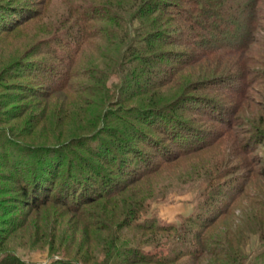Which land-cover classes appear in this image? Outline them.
Here are the masks:
<instances>
[{"label":"rangeland","instance_id":"374dc122","mask_svg":"<svg viewBox=\"0 0 264 264\" xmlns=\"http://www.w3.org/2000/svg\"><path fill=\"white\" fill-rule=\"evenodd\" d=\"M186 1L0 0V264H166V259L172 260L168 264L262 262L264 205L254 200L246 203L242 195L216 227L203 232V239H217L210 245L215 254L204 248L197 255L203 241L183 243L173 236L176 228L194 230L186 220L219 185L226 184L227 193L229 185L244 180L259 181L264 188V178L255 173L264 170V0H256L252 15L223 16L220 28L225 39L244 31L250 18L252 37L247 48L234 53L225 45L210 55L200 53L204 45L195 48V44L181 46L175 41L187 33L194 36L196 32V41L208 34L201 26L182 22V13L179 18L176 13L165 14L177 11ZM144 5L147 9L157 5L158 10L136 18L134 13ZM94 16L98 21L88 20ZM85 20L91 24L89 42L80 49L76 63L67 66L62 55L73 57L84 39L78 28L84 29ZM127 23L133 44L141 43L138 28L145 25L154 27V35L161 33L163 41L155 40L154 45L166 67L181 65L184 56H198L179 66L169 86L144 94L139 70L134 68L142 62L121 58L120 41ZM49 71L67 72L57 79L65 86L52 89L45 79ZM155 101L172 105L153 113L143 111ZM173 135L181 145L187 141L185 147L199 149L164 162L167 151L181 147L168 144ZM251 136L252 147H239L241 138L246 143ZM31 142L56 151L42 154L45 161L59 155L64 158L62 168L69 163L79 167L77 177L84 186L115 183L126 188L106 198H87L82 209L78 208L80 200L71 205L65 199L63 203L69 206L59 204L56 190L50 193L54 200L35 209L27 207V199L14 182L16 174L1 156L11 150L19 153L15 147ZM18 157L23 160L22 155ZM139 159L156 167L142 180L128 184L117 167L142 163ZM29 181L32 190L35 180ZM66 184L70 186L65 178ZM71 185L72 193L75 186ZM227 197H223L225 202ZM134 223L175 229L154 232ZM139 249L152 255L154 262L136 261ZM181 250L187 254L175 259Z\"/></svg>","mask_w":264,"mask_h":264},{"label":"trees","instance_id":"16d2710c","mask_svg":"<svg viewBox=\"0 0 264 264\" xmlns=\"http://www.w3.org/2000/svg\"><path fill=\"white\" fill-rule=\"evenodd\" d=\"M255 2L256 0H233V1L231 0H216V1L214 0H187L185 5H183V7L179 6L180 9L177 8V11L171 12V13L166 11L165 14L171 15L173 13H176L177 18H179L178 14L182 13L183 14L181 17L183 19L182 22L186 23V25H187V21H190V24L192 22L193 24L197 26H201V28H203L205 32L208 31L207 36H203L199 41L195 40L196 39L195 37L197 36L196 32L194 36H190L189 33H187L186 36H183V40H180V41L175 40L176 42H180L178 44H180L181 46H191L192 44H195V48H197L196 45H198L199 47V45L201 44V46L204 45V47L201 48L200 53L203 52L202 55H208V54L210 55V53L212 54L215 53L214 50L224 47L226 45L228 47H231L234 53H237V52L242 51L244 48H247V46L249 45V42L251 41L252 35L250 31V26H248L247 24L250 18H248L249 20L246 22L245 29L243 28L244 31L239 30L236 33H230L228 36V39H225L226 36H224L225 34L223 33V30H221L220 28L224 20L223 16L230 15L231 13L234 15L237 14V16H242V14H245V13H248V14L250 13V15H252L254 13V10H256V7H257V4ZM145 6L146 5L142 7H138V11L134 13L135 14L134 16H136V18L138 17L144 18L146 16H149L150 14L156 13L158 10L157 5H155V8H148V9ZM165 6L167 7V4ZM171 6H174V5L171 4ZM218 6L220 7L219 9L216 8ZM166 7H164L163 10H165ZM231 8L233 9L232 12H231L232 10ZM89 13L92 14L91 11ZM94 19H96L95 16L92 17V19H88V20H94ZM88 20H85L86 24H85L84 29L81 27L78 28V30H80L79 35L84 34L83 35L84 39H82L79 42L78 44L79 47H76L77 50L74 51L73 57H71L68 53H66V55H62V58L64 60H67L66 62L67 66L72 67V65L76 63L78 59V55L82 50L81 48L89 42L90 32H91V30L89 29L91 27V24L88 25L87 23ZM96 20L98 21V19ZM141 22H142V19H141ZM186 25L182 24L181 26L187 27ZM81 26L83 27V25ZM153 28L154 27H152L150 24L145 25L143 29L139 30L138 28L137 37L141 36L140 37L141 43L137 45V44L132 43L133 41L129 33L130 24L127 23L124 29L126 33L125 38L122 41H120L121 43L123 42L121 58H124V59L132 58L133 60L137 59L142 62L140 63L138 67H134V68L135 70L136 68L137 70H139L138 78L142 82V85L140 84V86L141 88H143V90H145L144 94H153L154 91H159L161 88L169 86V84H171L174 81L176 74L180 72L181 68L179 66H182L183 62H185L189 58L194 57V56L195 58H197L198 56L197 53H195V55L191 57L184 56L183 57L184 59L181 60V65L179 66L176 65L175 67L173 66L172 68L166 67V65L161 61L162 56L155 51V45H154L156 41L158 43H160V41H163L162 35L161 33L156 34V35H154V33H151V31L154 30ZM218 31L219 32L221 31V33H217ZM110 33L111 35L113 34L112 31H110ZM120 60L118 64L121 65ZM51 70H54V69L51 68ZM49 72H51L50 75L47 78H45L48 80L47 83L49 84V86L51 87L53 85V87H51L52 89L62 88L65 83H61L59 80L67 72L64 71L63 73L61 72L59 74H54L52 73V71H49ZM122 72H124V75H127V76L132 75L131 73H126L128 71H122ZM122 72H118V73L121 74ZM72 74H73L72 71L69 72L67 78L71 77ZM171 105L162 104V102L155 101L150 106V109L148 108V110H143V111L153 113L158 110H162L164 108H169V106ZM248 139L249 140L246 143H244V140L241 138L240 140L241 144L239 143V147H245V144L247 148L252 147V145L254 144L252 143L253 141L252 136ZM259 139H258V142H260ZM167 141H170V143L168 144H173V146L175 145L176 147L181 146L180 148H182V151H179L180 148L175 149V150L173 149L172 151H167L164 155L166 157L163 158L164 162H172L176 158H179L178 156L189 154L199 149V146L185 147V146H189L188 145L189 143L187 141L183 142L184 145H181V143L178 142L177 138L174 137V135L172 137V140H167ZM189 141L193 142V140H190V139ZM85 142L88 143L90 141L87 140ZM183 147H185L184 150H183ZM15 148H16L15 151H19V153L13 152L14 150H11L8 153H3V156L5 157L1 156V158H4L2 162H6L5 166L8 168L11 167L13 169V172L16 174V177L14 178L15 179L14 182L15 184L16 183L18 184L17 185V187H19L18 189L22 190V196L24 200L27 199L26 200L27 207L31 206V208L35 209V208H38V207H41L47 204V202H49L51 199L54 200L55 196L50 197V193L52 192V190H54V192L56 190V193L54 194L56 195V197H58L57 199L58 202L61 200L59 204L64 205V206L65 205L69 206L68 204L63 203L65 202L64 201L65 199L66 200L69 199L72 202V203L70 202L71 205L76 204L75 201L80 200L81 204H79L78 208L82 209V207H84L82 204L87 202L86 200L87 198H89V200L92 199L91 201L96 200L98 198L99 199L106 198L108 196H113L118 193H121L126 188L125 185H119V184L115 185V183H112V185H109V186L95 188V187H92V185L89 184L91 182H89L88 184L84 186L83 181H81V179L77 177V174H79V171H81L79 167L77 166L72 167L71 164L69 163V165H67L65 168H62L64 158H62L59 155L49 156L53 160H50V161L44 160L45 158H44V155L42 154L44 153L47 154V151L48 152L53 151V153L56 152L55 150H51L53 148L51 146L32 144L31 142L27 144L21 143L20 148H17V147ZM19 154L22 155L23 160H19V157H18L20 156ZM254 160H257V158H255ZM141 161L142 163L136 162L135 164L136 167L135 165L134 166L123 165V166H120L121 169L117 167V169L119 170L120 173L123 174V176H127L126 178H128L129 180L128 184H132L136 181L142 180L145 176H147L148 174L154 171L156 165L153 166L151 165V163L145 162L143 160ZM139 164H141L140 169L138 168ZM254 165H256V163H253V166ZM256 172H257L256 175H258L261 178H264V170L258 171L256 169L255 173ZM65 178L70 183L69 187H66L67 184L65 185ZM31 179L35 180L34 182L32 181L33 182L32 190L30 189V186H29V183H31V181L29 180ZM95 182L97 183V181ZM250 182L251 184H249V182H246V180H244L242 183H238V184L232 183L231 185L228 186L229 189L231 190L228 193L226 191L228 189L224 188L226 184L222 185L223 187L219 185L218 187H221V188H218V189L216 187L215 191L213 190L212 192L213 196H211L210 198H205L201 203H199L198 212L193 217H190L186 220L188 223L191 224V225H188V227L192 226L194 230L188 231L184 228H180V230H178V228H176L177 230L173 231L174 238L176 237L180 239L183 243L190 242L191 240L192 241H195V240L203 241L204 244L202 245L200 250L196 252L197 255L201 254V251L204 248L209 250L210 253L215 254V251L210 249L211 247L210 245L212 244L213 241L218 242L217 239L210 238V237H207V238L205 237L203 239L202 238L204 235L203 232L208 230L212 226L216 227V225L219 224V219L222 216L228 214L232 210L231 209L232 206H234V203L238 201V198H240L241 195L243 198V199L241 198V200L242 201L246 200L245 201L246 203H248V201L254 200L258 202L260 201L261 205H264V192L262 194V191H261L264 188L262 189L261 183L259 181L257 182L250 181ZM247 183L250 186L249 188H246ZM71 184H73L76 187V188L74 187L75 191H73L72 193L69 192L71 191V188H72ZM64 188L66 189L64 190ZM223 189L224 191H222ZM226 195L228 196L227 202H225L223 199V197H225ZM252 203H255V202L252 201ZM135 224L136 226L134 227L139 228V226H141L143 230H150L154 232L155 231L167 232L168 230L172 231L171 230L172 227L169 228L166 226H158V225L153 227L152 223L151 224L134 223V225ZM172 229H175V228L173 227ZM198 230H202L203 234L202 233L199 234L197 232ZM183 233L187 235V238H186V235L183 236ZM177 234L179 235L177 236ZM181 234L183 237H180ZM193 234H194V237L191 236V238H189V235H193ZM136 254H138V257L136 259V261L138 262H141V263L142 262H147V263L154 262L153 256L150 254H147L146 251L143 249H139V251ZM186 254L187 252L185 250L184 251L181 250L178 252V256L175 259H179ZM109 258H112V254L109 255ZM236 258L238 257L233 256V259H236ZM261 259H262V262L260 264H264V253L263 255H261ZM171 261L172 260L166 259L165 263L168 264Z\"/></svg>","mask_w":264,"mask_h":264}]
</instances>
